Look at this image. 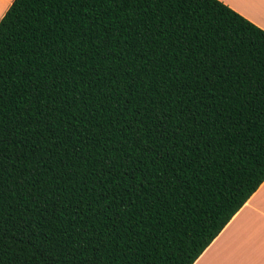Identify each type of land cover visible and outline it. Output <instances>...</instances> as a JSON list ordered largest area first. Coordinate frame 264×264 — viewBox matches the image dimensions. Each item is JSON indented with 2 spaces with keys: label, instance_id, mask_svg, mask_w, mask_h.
I'll list each match as a JSON object with an SVG mask.
<instances>
[{
  "label": "trees",
  "instance_id": "trees-1",
  "mask_svg": "<svg viewBox=\"0 0 264 264\" xmlns=\"http://www.w3.org/2000/svg\"><path fill=\"white\" fill-rule=\"evenodd\" d=\"M263 181V30L217 0H11L0 264H192Z\"/></svg>",
  "mask_w": 264,
  "mask_h": 264
},
{
  "label": "crops",
  "instance_id": "crops-1",
  "mask_svg": "<svg viewBox=\"0 0 264 264\" xmlns=\"http://www.w3.org/2000/svg\"><path fill=\"white\" fill-rule=\"evenodd\" d=\"M217 1L264 31V0ZM192 264H264V181Z\"/></svg>",
  "mask_w": 264,
  "mask_h": 264
},
{
  "label": "rangeland",
  "instance_id": "rangeland-1",
  "mask_svg": "<svg viewBox=\"0 0 264 264\" xmlns=\"http://www.w3.org/2000/svg\"><path fill=\"white\" fill-rule=\"evenodd\" d=\"M3 5H4V4H3ZM2 9H4V7H3Z\"/></svg>",
  "mask_w": 264,
  "mask_h": 264
}]
</instances>
